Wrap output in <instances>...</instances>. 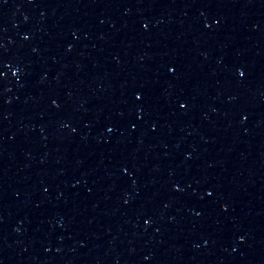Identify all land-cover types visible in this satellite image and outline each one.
Returning <instances> with one entry per match:
<instances>
[{"label": "water", "instance_id": "1", "mask_svg": "<svg viewBox=\"0 0 264 264\" xmlns=\"http://www.w3.org/2000/svg\"><path fill=\"white\" fill-rule=\"evenodd\" d=\"M0 73V264H264V0H0Z\"/></svg>", "mask_w": 264, "mask_h": 264}, {"label": "snow or ice", "instance_id": "2", "mask_svg": "<svg viewBox=\"0 0 264 264\" xmlns=\"http://www.w3.org/2000/svg\"><path fill=\"white\" fill-rule=\"evenodd\" d=\"M173 70H174V69H173ZM0 75H3V73H0ZM240 75H241V76H243V75H244V73H243V72H241V73H240ZM137 98L139 99L140 97H137Z\"/></svg>", "mask_w": 264, "mask_h": 264}]
</instances>
